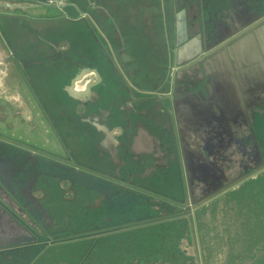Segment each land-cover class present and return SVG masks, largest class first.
<instances>
[{
	"label": "flooded vegetation",
	"instance_id": "af4514ba",
	"mask_svg": "<svg viewBox=\"0 0 264 264\" xmlns=\"http://www.w3.org/2000/svg\"><path fill=\"white\" fill-rule=\"evenodd\" d=\"M191 3L198 6L199 21L196 16L193 19L199 26L190 36L191 22L187 20L185 7ZM209 6L219 9L212 10ZM181 9L187 38L178 43L174 26L175 15ZM8 11L0 7V17L22 26V21H28L25 11L22 15ZM54 21L60 20L33 22ZM173 30V41L167 43L168 54L161 61L159 85L165 82V77L167 84V73L171 78L169 92L164 94L133 87L124 78L112 51L107 53L98 46L101 60H105L114 80L109 79V74L96 61L81 62L80 49L71 52L70 42L58 38L56 33L44 37L32 33L52 50L48 60L58 61L59 68L73 69V75L61 86L65 100L63 114L64 109L70 110L66 118L89 133L86 138H93L95 146L109 148L107 152L99 148L95 151L105 166L84 165L78 160L70 163L62 157L58 159L59 166L52 169L57 183L50 185V189L59 192V202L63 201L65 206L78 207L66 217L74 216L78 224H68L71 218L66 222L69 226L63 224L65 221L60 225V220L53 219L66 207L54 206L58 202L48 185L36 189H30L31 186L26 191L28 207L23 204L24 209H17L20 213L13 210L9 215L13 222H20L15 227L22 233L16 235V231V240L0 246V264H33L55 247L72 243L84 244L80 256L69 254L67 259H56L55 264H206L210 261L207 252L202 251L199 236L211 233L216 219L211 218V222L205 221L198 227L199 210L219 202L222 194L256 182L264 172V0H182L180 5L174 0ZM11 54L17 57L13 49ZM21 68L29 82L28 71ZM82 69L96 70L100 80L89 72L86 75L92 78L84 82V75L75 82L74 87L79 91L88 82H97L93 92L81 101L70 97L65 88ZM110 80L119 85V90L107 86ZM96 89L102 96L109 90L113 93L114 99L107 107H103L104 98H97ZM36 94L44 106L42 97ZM45 113L54 125L50 113L47 110ZM133 122H138L136 128L132 127ZM138 129L140 139L151 138L153 143L154 160L148 161L150 166H143L141 154L134 155L131 150ZM57 132L58 142L64 146L58 128ZM4 144L8 146H0V164L4 158L13 159L6 165L13 169L15 181L17 176L21 177L15 173L18 153H27L31 165L34 160L50 157L46 152L45 155L41 150L14 141L5 140ZM118 168L123 172L116 171ZM126 171L131 174H125ZM168 174L176 188L160 190L157 185ZM135 175L147 183L135 181ZM19 184L23 189L27 187L22 179ZM10 186V190L4 189L10 194L9 200L16 201L18 185ZM2 200L0 195V207ZM23 214L36 220V229L27 230V220L21 218ZM2 216L0 209V219ZM72 226L81 230L74 231ZM159 239L164 241L160 243Z\"/></svg>",
	"mask_w": 264,
	"mask_h": 264
},
{
	"label": "rangeland",
	"instance_id": "374dc122",
	"mask_svg": "<svg viewBox=\"0 0 264 264\" xmlns=\"http://www.w3.org/2000/svg\"><path fill=\"white\" fill-rule=\"evenodd\" d=\"M1 1L22 4H38L48 1L47 5L44 4L38 8L26 10L24 13L27 15L25 17L28 21H22L23 26L6 17H0V61L2 63L9 62L10 68L9 74L3 75L5 77L2 79V83L3 85L9 84V87L10 74L17 75V86L21 88L24 94L23 89L26 91L27 95H25L28 103H30L29 109L31 106V111L29 109L24 110V108L20 109L19 106H16L20 104L18 102L0 107V140H3L0 146L5 145V140H9L20 143L25 147L41 150L43 154L46 155L47 153L50 156L45 160H34L31 165L32 160L28 159L30 157L23 158L18 153L17 157L19 158H16L18 169H15V173L20 174L21 177L17 176L16 181L13 169L6 165V162L9 163L10 160L12 162L13 159H2L3 162L0 164V195L4 202L1 203L0 207L3 215L0 219V246H7L10 245L12 240L17 239H14L16 231V235L22 233H19L15 227L21 225L20 222H17L18 224L13 222L9 217L10 212L13 210L18 211V208L24 209L21 207L23 204L28 207L26 191L31 186L30 189H36L41 185H48L49 192L51 191L53 194L52 197L57 202L61 199L59 192L50 189V185L57 183L56 175L52 174L54 172L52 169L56 168L57 165L59 166L58 159L65 157L64 160L70 163L78 160L84 165L105 166V163L95 152L97 146H95L93 138H86L90 134L85 132L81 126L75 124L76 122L66 118L65 114L70 115V110L64 109L63 114L62 108H64L63 103L65 100L61 93V86L73 75V69L59 68L58 61L48 60L47 58L53 52L48 46L41 43L35 34L44 37V35L56 33L58 38L61 37V39L70 42L71 52L74 51L75 53L78 48L80 49L83 53L81 62L91 64L92 61L90 60L96 61L104 68V72L109 74V79L111 77L114 80L105 60H101V48H98V46L102 47L107 53L112 51L113 55L117 56L115 59L121 67L124 78L133 87L139 91L164 94L169 92L171 78L167 73V84L165 77V82L159 85V80L162 79L160 76L162 72L161 61L168 54L167 43L171 44L173 41L174 0ZM181 1L178 0L179 5ZM209 8L212 10L219 9L212 6H209ZM185 9L187 20L191 22L188 26L189 35L191 36L199 26V22L197 24V21L193 19V16H196L199 21V14L196 12L198 6L191 3ZM14 12L20 15L23 13L17 9ZM42 19L43 21L57 19L60 21H54L53 23L33 22L42 21ZM61 19H67V21H61ZM29 20H32V22ZM84 23L90 28V31L87 30ZM61 47H64V44ZM11 49L17 54L16 58L12 56ZM31 54L34 56L28 58L27 56ZM30 62H33V64ZM21 66L28 71L29 82H27ZM0 69L3 70V67ZM89 77L92 78V75L84 76V82L90 79ZM107 86L112 90H119V85L115 81H108ZM95 92H97V89ZM36 93H39L42 97V101L45 103L44 106H41ZM3 97L4 95L1 96V98ZM152 97L148 99L152 101ZM103 98L102 101L105 103L103 107H107L110 101L114 99V95L109 90L103 94ZM45 109L53 118L54 125L50 122ZM137 123L133 122L132 127L136 128ZM56 128H58L59 134L64 139V146L63 143L58 142L59 136L58 132L56 133ZM136 131V136L140 135V130ZM147 140L145 151L140 148V152H137L131 147L133 151L131 152L134 155L141 154L140 160L144 164L143 166H150L148 161L151 160L152 162L154 160L153 143L151 138H147ZM142 141H144V138L140 139V143ZM120 170L123 172L120 168L116 169L118 172ZM106 171L112 172L111 170ZM125 174H131V171H126ZM167 176L163 180L164 182L161 181L157 185L160 190L171 191L176 188L172 176L169 174ZM133 178L137 182L147 183L143 181L144 179L141 176L135 175ZM21 179L27 184L24 189L19 187ZM257 179L256 182L246 184L235 192L222 194L219 202H212L206 208L199 210L200 221L198 227L204 224L205 221L211 222V218L216 219L214 225L211 224L214 226L213 231L207 235L202 234L201 236L200 234L199 236L200 244L203 246L202 251L207 252V257L210 256V261L206 264H264V172L258 175ZM12 183L18 185L16 187L18 193L16 201H10V194L4 189V187H7L10 190V184ZM22 190H24L23 197L21 196ZM67 206L64 210L65 216L60 215L59 220L65 221L63 222L65 226L69 218L72 220L68 221V224H78L79 221L74 216L66 218L71 210L73 212L78 207L74 205ZM43 217L42 215L39 219L42 220ZM21 218L27 220V230L37 228L35 219H31L25 214ZM80 223H83V221L81 220ZM49 225L53 226L52 223H49ZM87 227H89V224ZM72 229L74 231L81 230V228H74L73 226ZM158 241L161 243L164 240L159 239ZM55 248L57 249L43 254L33 264H55L56 259H67L69 254L73 253L75 255L78 253L79 257L83 252L84 244L72 243Z\"/></svg>",
	"mask_w": 264,
	"mask_h": 264
},
{
	"label": "water",
	"instance_id": "95a60500",
	"mask_svg": "<svg viewBox=\"0 0 264 264\" xmlns=\"http://www.w3.org/2000/svg\"><path fill=\"white\" fill-rule=\"evenodd\" d=\"M44 4H48V1H44L43 3L40 2L38 4H33V3L22 4V3H8V2H4V1L0 0V7L4 8V9H8L9 10L8 12H10V11L12 12V11H14L16 9L17 10H21V11H26L27 9H33V8L41 7ZM174 29H175L176 42H178L179 40L187 38V36H186V22H185V15H184V10L183 9L178 11V13L175 15V26H174ZM178 43H176V46L178 45ZM179 53L180 52H178V54ZM89 72H93L94 75L96 76V78L98 80H100V76L98 75L96 70H94V69H91V70L82 69V70H80L74 76V78L70 81L69 86H67L65 88V91H67V93H68V95L70 97H72V98H74L76 100H81L82 101L86 95H89V94H91L93 92L92 88L97 84V82H92V81L88 82L85 85V87H84V89L82 91L76 90L75 87H74L75 82L81 80L82 77L84 75H86L87 73H89ZM96 95H97V98H100V99L103 98V96L100 93L96 92Z\"/></svg>",
	"mask_w": 264,
	"mask_h": 264
},
{
	"label": "crops",
	"instance_id": "0c3cea01",
	"mask_svg": "<svg viewBox=\"0 0 264 264\" xmlns=\"http://www.w3.org/2000/svg\"><path fill=\"white\" fill-rule=\"evenodd\" d=\"M9 62H6V63H2L1 61H0V68H2L3 67V70H1L0 69V107L2 108L3 107V105L4 106H9V105H13V103L14 102H18V103H20V104H18V105H16V106H19L20 107V109L21 108H24V110H27V109H29V104L30 103H28V99L26 98V95H27V93H26V91L23 89V91L25 92V94L22 92V90H21V88L20 87H18L17 86V80H16V78H17V75H15V74H10V76H9V81H10V86L8 87V85H3V83H2V79L5 77V76H3V75H6V73H8L9 74V70H10V68H9V64H8ZM2 65V66H1ZM8 68V69H7ZM6 71V72H5ZM8 76V75H7ZM14 84V85H13ZM2 95H4V97L3 98H1V96ZM16 95V96H15ZM16 97V98H15ZM11 101V102H10ZM10 102V103H9ZM26 107V108H25ZM30 111H31V106H30V109H29ZM147 143H148V140H147V138H144V141H142L141 143H140V135H138V136H136L135 137V139H134V141H133V146H132V149L134 150V151H137V152H140V148H142V149H144V151H145V149L147 148ZM97 148H99V149H102L103 151H106L107 152V150H108V148L109 147H104V146H101V147H98L97 146ZM96 149V148H95ZM138 149V150H137ZM21 155V157H23V158H28L27 157V153H22V154H20ZM28 159H30L31 160V157L30 158H28ZM69 205V204H68ZM56 208H63V207H66L65 206V203L63 202V201H60V202H58V203H56L55 205H54ZM71 207H73V206H71ZM59 214V215H58ZM58 214H56V215H54L53 216V219L54 218H56L57 220H59V216H60V214H65V212H64V209L62 210V211H60ZM56 220V221H57ZM59 222H61V221H59Z\"/></svg>",
	"mask_w": 264,
	"mask_h": 264
}]
</instances>
